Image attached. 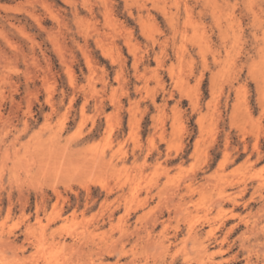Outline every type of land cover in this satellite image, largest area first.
<instances>
[{
    "label": "rangeland",
    "instance_id": "rangeland-1",
    "mask_svg": "<svg viewBox=\"0 0 264 264\" xmlns=\"http://www.w3.org/2000/svg\"><path fill=\"white\" fill-rule=\"evenodd\" d=\"M212 261L264 264V0H0V264Z\"/></svg>",
    "mask_w": 264,
    "mask_h": 264
},
{
    "label": "bare ground",
    "instance_id": "bare-ground-1",
    "mask_svg": "<svg viewBox=\"0 0 264 264\" xmlns=\"http://www.w3.org/2000/svg\"><path fill=\"white\" fill-rule=\"evenodd\" d=\"M200 185V184H199ZM188 189V188H187ZM174 190V189H173ZM217 203V202H216ZM177 209V208H176ZM182 209V208H181ZM184 210V209H183ZM177 211V210H176ZM177 217V216H176ZM257 228V227H256ZM252 230V229H251ZM255 232V231H254ZM189 233H190V231H189ZM192 233V232H191ZM212 233V232H211ZM196 235H198V233H196ZM199 244V243H198ZM202 245V244H201ZM10 246V245H9ZM190 246V245H189ZM76 247V246H75ZM206 253L208 252V248H207V246H205L204 247V249H203ZM47 251V250H46ZM187 251V250H186ZM195 251V250H194ZM204 252V253H205ZM77 253V252H76ZM202 257H203V255H202ZM200 260V259H199ZM173 262V261H172ZM200 262V261H199ZM213 263H215L214 261H212V264Z\"/></svg>",
    "mask_w": 264,
    "mask_h": 264
}]
</instances>
